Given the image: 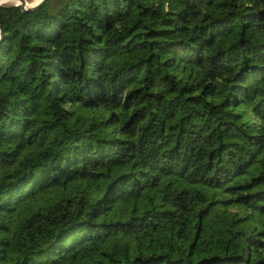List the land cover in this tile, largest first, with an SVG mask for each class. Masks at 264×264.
<instances>
[{
    "label": "trees",
    "instance_id": "trees-1",
    "mask_svg": "<svg viewBox=\"0 0 264 264\" xmlns=\"http://www.w3.org/2000/svg\"><path fill=\"white\" fill-rule=\"evenodd\" d=\"M0 25V264H264V0Z\"/></svg>",
    "mask_w": 264,
    "mask_h": 264
},
{
    "label": "water",
    "instance_id": "water-1",
    "mask_svg": "<svg viewBox=\"0 0 264 264\" xmlns=\"http://www.w3.org/2000/svg\"><path fill=\"white\" fill-rule=\"evenodd\" d=\"M15 1V4H20L22 8L27 9V8H31L34 6H37L38 4H41L42 2H44L45 0H38L36 2L33 3H29L28 0H13ZM5 2V0H0V3ZM3 30L1 29V25H0V38L3 36Z\"/></svg>",
    "mask_w": 264,
    "mask_h": 264
},
{
    "label": "rangeland",
    "instance_id": "rangeland-1",
    "mask_svg": "<svg viewBox=\"0 0 264 264\" xmlns=\"http://www.w3.org/2000/svg\"><path fill=\"white\" fill-rule=\"evenodd\" d=\"M29 1V3H33V2H36V1H38V0H28ZM7 3H11V2H15V1H13V0H11V1H6Z\"/></svg>",
    "mask_w": 264,
    "mask_h": 264
},
{
    "label": "bare ground",
    "instance_id": "bare-ground-1",
    "mask_svg": "<svg viewBox=\"0 0 264 264\" xmlns=\"http://www.w3.org/2000/svg\"><path fill=\"white\" fill-rule=\"evenodd\" d=\"M6 1H11V0H5V2H6Z\"/></svg>",
    "mask_w": 264,
    "mask_h": 264
}]
</instances>
